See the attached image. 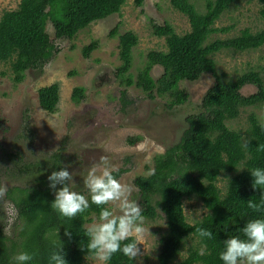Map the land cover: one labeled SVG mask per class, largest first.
Here are the masks:
<instances>
[{"label":"trees","instance_id":"1","mask_svg":"<svg viewBox=\"0 0 264 264\" xmlns=\"http://www.w3.org/2000/svg\"><path fill=\"white\" fill-rule=\"evenodd\" d=\"M238 1L170 0L171 5L187 17L190 25L187 32L177 34L167 22L153 24V33L166 37L167 51L159 53L158 59L169 73L172 84L184 77L196 79L206 72L219 81L213 59L216 53L230 49L253 50L264 45V27L255 32L245 27L237 35L210 40L212 34L228 33L233 28V25L215 27L214 24L231 4ZM256 1L260 5L259 15L264 19V0ZM125 2L20 0L15 9L5 10L0 16V63L9 66L15 74V80H22L27 68L42 66L37 65L36 58L48 46V23L52 24L58 36L72 39L91 22L118 12ZM144 2L134 0L136 6H142ZM136 44L137 38L130 32L119 36V54L125 65L130 63L131 49ZM97 45L96 41H92L82 47V53L89 55ZM126 82L132 83L128 78ZM144 83L153 85L150 75L138 84ZM246 84L255 85L256 90L253 93H241L240 89ZM58 87L54 83L39 90L40 105L50 113L56 111L59 102ZM203 106L204 111L210 113V119L200 115L180 144L188 164H180L172 153L156 154L152 159L151 173L134 179L140 189L139 204L144 217L155 219L159 209L166 218L167 231L161 238L158 264L174 261L185 239L189 237L196 238L199 246L188 249L187 255L175 264H223L219 259L223 241L240 234L248 220L264 218V210L254 212L247 207L249 199L259 202L264 194V189L253 188L250 174L252 168H264V151L258 150V146L264 145V114L258 117L250 111L244 130L234 129L228 124L246 108L264 109V76L249 69L230 80L226 86L217 83L209 90ZM176 171H180V174L177 175ZM114 175L117 177L116 173ZM220 176L226 179L224 190L217 186ZM191 197L198 198L207 210L194 223L187 222L183 208L184 199ZM53 201L47 191H34L17 203L23 222L20 241L10 251L0 235V264H14L10 260L13 251L16 254L36 252L30 264H49L50 254L61 246L68 264H83L85 257L93 256L87 251L88 238L84 225L97 218L99 209L92 205L85 213L68 219L51 207ZM198 228L209 229L213 239L202 240ZM65 231L71 233V239L65 236ZM109 264L135 263L121 253H116Z\"/></svg>","mask_w":264,"mask_h":264},{"label":"rangeland","instance_id":"2","mask_svg":"<svg viewBox=\"0 0 264 264\" xmlns=\"http://www.w3.org/2000/svg\"><path fill=\"white\" fill-rule=\"evenodd\" d=\"M19 1L0 0V15L5 10L15 9ZM259 7L256 0H239L231 4L229 9L216 20L214 26L233 25V28L228 33L212 34L210 40L224 38L225 35H237L245 27L253 32L264 27V19L259 15ZM165 22L171 24L177 34L187 32L190 27L187 17L176 10L170 0H145L142 6H136L134 0H126L119 13L93 21L79 30L74 38L64 42L61 50L52 56L41 70H28L22 82L15 83L9 76V66L0 63V71L5 72L0 74V188L13 185L15 197L20 195L22 189L28 191L40 189L35 186V180L28 170L24 171L22 167L16 168L12 163L14 168H6L8 173H4L1 163L6 164L10 152L15 160L16 157L21 156L33 166L40 158L59 151H62L61 158L55 166L57 169L53 170L57 171L67 166L76 183L72 185L73 190L83 193L86 197L89 194L84 184L87 170L102 156H107L118 171L124 170L122 182L134 186L133 180L137 176L151 173L152 158L159 152L158 149L152 148L153 142L148 139V129L154 126H158L162 131L169 129L175 140L182 134L181 129L187 126L185 113L197 114L202 111L201 115L205 119H210V113L203 111V107L201 110L200 106L196 105L197 101L193 103L191 111L180 108L188 102L183 105L176 104L169 110H164L162 106L153 109L149 95L153 94L159 103L165 105L171 100L170 96H163L158 92L160 83L169 81L168 75H165L154 89L144 90L136 86L142 81L145 71L149 72L150 67L159 61L158 54L167 51L166 37L156 36L153 33L154 23ZM113 29L116 32H113ZM46 31L53 36L51 23L46 25ZM126 32L135 35L137 44L131 49L127 73L123 80H118L115 79L113 67L119 64L117 60L119 36ZM92 41H96L98 45L88 57H83L82 47ZM213 59L216 62V76L219 77L221 86H226L230 80H234L249 69L258 71L264 76V45L245 51L221 50L213 56ZM102 68L108 71L109 80L100 86H92L93 73L96 69ZM152 71L151 75L157 77L163 70L161 66L155 65ZM127 78L132 83L126 84L125 87L123 81ZM213 79L207 74L200 80L204 86ZM52 83H57L59 86V102L56 111L50 113L39 106L37 93L40 88ZM193 85V82L186 84L189 88ZM189 91L191 92L192 89L190 88ZM253 91L255 89L249 85L241 89L243 94ZM122 92L131 99L125 110L120 103L119 95ZM250 111L256 113L258 117L264 114V109L260 107L246 108L238 118L228 122L229 126L244 130L247 127L246 118ZM138 134L140 139L136 144L132 143ZM158 144L162 143L158 141ZM1 150H5V156ZM175 159L185 165L189 162L180 155ZM47 168L48 177L52 167L48 165ZM33 171L36 173L40 169L33 168ZM176 174L179 175L180 171H176ZM225 183L226 179L220 176L217 186L224 190ZM59 187L58 185L57 189ZM9 191H12L11 187ZM53 192L51 193L55 198ZM4 196L10 201L8 196ZM131 198L140 203L136 187ZM183 208L189 223L200 220L207 213L202 202L195 197L184 199ZM3 209L4 207L2 211L5 214L6 207ZM6 219L7 217L1 219L2 223L7 224ZM96 219L85 223L86 231ZM20 225L21 222L16 220L8 223V226L2 224L5 233L3 238L10 251L13 245L20 241ZM145 228L149 229V232L146 231L142 244L139 245L143 255L134 260V263L158 264L157 255L161 238L167 231L164 213L158 209V216L155 219L145 218ZM197 246L199 244L196 238H186L177 258L170 264H175L187 255L188 249ZM15 255L17 254L14 251L10 254L12 263ZM83 264H100V262L91 256L85 257Z\"/></svg>","mask_w":264,"mask_h":264},{"label":"clouds","instance_id":"3","mask_svg":"<svg viewBox=\"0 0 264 264\" xmlns=\"http://www.w3.org/2000/svg\"><path fill=\"white\" fill-rule=\"evenodd\" d=\"M120 10L114 13H119ZM42 68L35 67L39 70ZM207 74L211 75L213 80H217L210 72ZM217 82L219 83L218 80ZM258 150L264 151V145L258 146ZM117 171L110 159L102 156L87 170L84 178L89 193L87 197L73 190L72 185L76 183L67 166L51 172L47 177L48 186L54 190L55 196L51 207L62 217L73 219L85 213L92 205L99 209L96 221L87 229V251L100 264H109L116 253H121L131 261L137 260L143 255L139 245L142 244L146 231L149 232V229L145 228L143 209L137 201L130 198L133 186L118 179L114 175ZM250 174L253 178V188L264 189V168H252ZM133 183L135 184L134 180ZM58 185L60 187L57 189ZM135 185L139 193L140 189L137 184ZM6 194L7 187L0 188V197ZM247 207L254 212L264 210V194L261 195L259 202L249 199ZM197 232L202 240L213 239V233L209 229L198 228ZM65 236L71 239L69 231H65ZM59 244L62 245L60 241ZM36 254L20 252L14 256V264H30ZM201 254H204L203 250ZM65 257L66 253L61 246L50 254L49 264H68ZM219 259L223 264H264V218L248 220L241 228L240 234L224 240Z\"/></svg>","mask_w":264,"mask_h":264},{"label":"flooded vegetation","instance_id":"4","mask_svg":"<svg viewBox=\"0 0 264 264\" xmlns=\"http://www.w3.org/2000/svg\"><path fill=\"white\" fill-rule=\"evenodd\" d=\"M66 40L69 41L70 38L58 36L55 33V30L53 28V36H51L49 34L48 46L46 47L45 51L43 53H41V55L36 58L37 59L36 60L37 65L42 64V66H39V67H44L45 64H47L49 62L51 57L54 56L56 53H58L61 50V48L63 47V44H64V42ZM50 45L52 47L51 50H50ZM93 50H91L89 52V55H90V53ZM82 55H83V57H88L89 56V55H84L83 53H82ZM117 60H118L119 64H118V66L113 67V73H114L115 79L117 78L118 80H121V79L123 80L125 74L127 73L128 69H129V64L130 63L125 65L123 63L122 59L120 58V54L119 53H118ZM121 62H122V65H120ZM155 65H162L163 66L162 61L155 62L150 67L149 72L145 71V74H144L141 82L144 81V79H145V77L147 75H151V73L153 72L152 68ZM88 68H90V67H88ZM32 69L35 70V67L31 66L28 69H26L24 71V73H23V75H24L23 79L19 80V81L14 79L15 74L10 70V68H9V73H10L9 76L11 77V79L15 83H19V82H22L24 80L25 74H27V71L28 70H32ZM163 69L164 70L162 71V73L159 76L154 77L153 74L151 75V76H153L152 77V80H153V85L152 86H150V84H148V83H144L143 85L136 84V86L138 88H142V89L145 88L147 90L150 89L149 87H153V89H154L155 86L157 85V83L161 82L162 79H164L165 75H168V77H169V73L166 71L164 66H163ZM2 72L3 71H0V74H5V72L4 73H2ZM108 74H109L108 71L104 70L103 68L102 69H96V71L93 73L92 86H100L101 84L106 83L109 80ZM206 75H207V73H202L198 78L192 79V80L184 77V78L178 80L174 84H172V79L171 78L166 83H160V86H159V89H158L159 94H161L163 96L168 95V96L171 97V100L168 101V103H166V105H165V103H159L155 99L156 97L152 94V95H149V98H150L149 101H151L150 105L153 106V109H157L160 106H162L163 108H165L164 110H169V109H171L170 107H172V106H174L176 104L183 105L186 102H188L187 104L181 106L180 108H183V109L185 108V109H188L189 111H191V107H193L192 106L193 103H195V101H197L196 105H199L201 110H202V107H203V111H204L205 110V108L203 106L204 99L207 97V95L209 93V90L212 89L214 86H216L217 83H218L217 80L216 81L213 80L210 83H208L207 85L202 86V82H201L200 79H202ZM191 82H193L194 85H193V87H190L192 89V91L190 92L189 91L190 88L187 87L186 84L191 83ZM123 83H124V86L126 87L127 82L124 80ZM144 85H147V87H144ZM162 87H165V88L162 89ZM203 87H205V88H203ZM39 90H38L37 95H38V103H39V106L41 107L40 102H39ZM58 94H59V87H58ZM119 97H120L121 107H124V110H125V107L128 106L129 103H131V99L127 98V94H125L124 92H122V94H120ZM80 99L82 100L83 98H80ZM43 110H45V109H43ZM201 113H202V111H200L197 114H190V113L187 114V113H185L187 115V117H186L187 126H184L181 129V131H182L181 133L182 134L177 139L175 138V140H174L172 134L169 132V129L162 131V130L158 129L159 128L158 126H154V127L150 128V129H148V139H150V141L153 142L152 143V148H156V150L158 149V151H159L156 154L172 153L175 158L178 155H180L182 157L183 156L186 157V155L184 154V151L182 150L183 148L180 147V144L182 143V140H183L186 132L191 128V126L193 124H195L199 120V117H200ZM139 139H140V136L138 134V135L135 136V141L132 142V143L136 144ZM158 141L160 143H162V144L159 145ZM1 153L3 154V156L6 155L5 150H1ZM61 153H62V151H59V152L52 153L51 156L48 155L47 157L40 158V160H37L35 162V164L33 166H31V163L29 161H26L21 156L19 158L16 157V160H15L14 159V155L11 154V152H10L8 154V159H7L6 164L5 163H1V168H3L4 173H8L6 171L7 170L6 168H10L11 169V168H14V166H16V168L22 167V169L24 171L28 170V172L32 176L33 180H35V182H34L35 186H37V188H40L39 190L38 189H34L33 191H28L27 189H22V190H20V195L15 197L14 186L13 185L9 186V187L12 188V191H9V187H7L8 190H7L6 196H8V199L10 201H7L5 199V196L0 197V235L1 236L4 237V235H5V233L3 232L2 224H4L5 226H8V223H12L13 220L21 222L20 229H19V234H20L21 226H22L23 222H22V219H21V217L19 215V207L17 206V203L20 200H22L23 198H25L27 196V194H32L34 191H39V192L47 191L49 193L50 197L55 199L52 196V193H51V192H53V190L50 189L49 186H48L49 182L46 179V177H47L46 170L48 169L47 168L48 165H50V168L52 167L51 168L52 172L54 171L53 169H57L55 166L58 163V161H60ZM177 161L180 162V160H177ZM9 163H11V164L9 165ZM12 163H13L14 166L12 165ZM180 163L182 165L184 164L183 162H180ZM33 168H35L36 170H38V168H39L40 171L35 173L33 171ZM123 171L124 170L121 169V170L115 172L117 174V178L120 179V180L122 178ZM44 175H45V177H43ZM135 187H136V185L134 184L133 190H134ZM137 190H138V188H137ZM81 194H83V193H81ZM132 194H133V192H132ZM132 194H131V196H132ZM87 196H89V194ZM3 207H4V209L6 207V210H7L5 214H4V211H2ZM5 217H7V219H6L7 224L6 223H2V221H1V219H4Z\"/></svg>","mask_w":264,"mask_h":264},{"label":"water","instance_id":"5","mask_svg":"<svg viewBox=\"0 0 264 264\" xmlns=\"http://www.w3.org/2000/svg\"><path fill=\"white\" fill-rule=\"evenodd\" d=\"M159 66H161L162 70H164L162 65H159ZM248 85H252V86H253V88L256 90V86H255V85H253V84H246V85H244L243 87L245 88V86H248Z\"/></svg>","mask_w":264,"mask_h":264}]
</instances>
